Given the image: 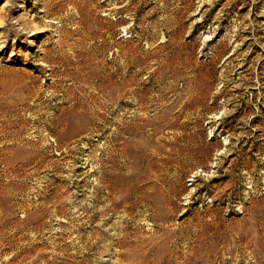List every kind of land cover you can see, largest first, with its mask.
Wrapping results in <instances>:
<instances>
[{
  "label": "rangeland",
  "instance_id": "obj_1",
  "mask_svg": "<svg viewBox=\"0 0 264 264\" xmlns=\"http://www.w3.org/2000/svg\"><path fill=\"white\" fill-rule=\"evenodd\" d=\"M0 264H264V0H0Z\"/></svg>",
  "mask_w": 264,
  "mask_h": 264
}]
</instances>
